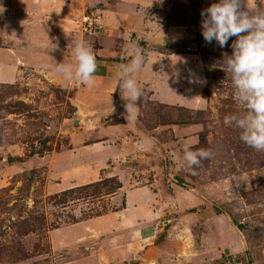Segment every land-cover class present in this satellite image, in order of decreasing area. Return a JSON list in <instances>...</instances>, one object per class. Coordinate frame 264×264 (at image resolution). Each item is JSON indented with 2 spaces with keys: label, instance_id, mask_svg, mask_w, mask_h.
I'll return each mask as SVG.
<instances>
[{
  "label": "rangeland",
  "instance_id": "rangeland-1",
  "mask_svg": "<svg viewBox=\"0 0 264 264\" xmlns=\"http://www.w3.org/2000/svg\"><path fill=\"white\" fill-rule=\"evenodd\" d=\"M214 2L0 0V264H264V151L224 123L243 107L220 67L236 37L202 36ZM77 39L103 66L147 54L134 124L112 75L55 73ZM186 143L211 156L181 166Z\"/></svg>",
  "mask_w": 264,
  "mask_h": 264
},
{
  "label": "clouds",
  "instance_id": "clouds-1",
  "mask_svg": "<svg viewBox=\"0 0 264 264\" xmlns=\"http://www.w3.org/2000/svg\"><path fill=\"white\" fill-rule=\"evenodd\" d=\"M149 9L140 6L137 12L140 15L150 14ZM201 16V32L207 43L215 41L220 48H224L231 37H236L231 44V55L223 54L220 67L230 74L234 97L243 111L226 116L224 123L238 129L240 139L246 145L264 151V0H255V6L253 0H218L203 9ZM71 56L72 62L56 63L55 73L66 82L75 80L91 88L97 70L92 45L85 40H72ZM130 56L128 62L120 66L116 78L120 96L125 101L127 123L134 124L137 120V101L143 95L135 76L143 71L148 56L135 45H131ZM151 143L149 137L140 140L141 147ZM210 156L209 150L193 149L186 143L182 156L176 159L181 166L194 169L202 159Z\"/></svg>",
  "mask_w": 264,
  "mask_h": 264
},
{
  "label": "crops",
  "instance_id": "crops-1",
  "mask_svg": "<svg viewBox=\"0 0 264 264\" xmlns=\"http://www.w3.org/2000/svg\"><path fill=\"white\" fill-rule=\"evenodd\" d=\"M38 48H41L40 46H37ZM44 48H45V50L46 51H49V48H48V46H43ZM99 55V57H101L100 56V54H98ZM51 59V58H50ZM103 59V58H102ZM108 60H109V62H107L108 64H106V65H102V63L101 62H97V70H100V71H104V73L105 74H107L106 76L107 77H104L105 79H111V75H112V77H113V89L111 88V91L110 92H112V91H114L115 90V88H116V84H117V78H116V76L114 77L113 75H115L118 71H119V66L118 65H115L113 62H114V60L116 61V60H118V59H115V58H107ZM46 59H44V61H45ZM55 60V59H54ZM43 60H41V62H42ZM118 66V67H117ZM99 68V69H98ZM119 68V69H118ZM118 69V70H117ZM97 70H96V72H97ZM95 78H96V73H95V75H94V80H95ZM135 78L137 79L138 77H136L135 76ZM141 81H142V83H144V81H143V79H140ZM119 84V83H118ZM117 88H118V85H117ZM110 92L108 93V94H110ZM82 94V93H81ZM112 97V96H111ZM121 97V96H120ZM119 97V98H120ZM116 101H118V100H115L114 99V106H115V108H117V109H120L121 107H119V105L116 103ZM125 103V102H124ZM124 103H122V104H124ZM78 110H79V112H81L83 109H85V107H87L85 104L84 105H81V104H78ZM139 135V134H138ZM140 135H142V134H140ZM133 139H135L136 137H135V134L134 133H132L131 135H130ZM144 136V134L141 136V137H143ZM127 139V138H126ZM141 140V139H140ZM140 140H138V145L140 144ZM135 143V142H134ZM137 143V142H136ZM98 144V143H97ZM129 194H127V202L129 203L130 201H132V199L128 196Z\"/></svg>",
  "mask_w": 264,
  "mask_h": 264
},
{
  "label": "built area",
  "instance_id": "built-area-1",
  "mask_svg": "<svg viewBox=\"0 0 264 264\" xmlns=\"http://www.w3.org/2000/svg\"><path fill=\"white\" fill-rule=\"evenodd\" d=\"M101 18L102 16L100 11L99 13L94 12L93 10L83 12L81 17V26L83 31L88 34L96 31L101 23Z\"/></svg>",
  "mask_w": 264,
  "mask_h": 264
},
{
  "label": "trees",
  "instance_id": "trees-1",
  "mask_svg": "<svg viewBox=\"0 0 264 264\" xmlns=\"http://www.w3.org/2000/svg\"><path fill=\"white\" fill-rule=\"evenodd\" d=\"M119 101V100H118Z\"/></svg>",
  "mask_w": 264,
  "mask_h": 264
}]
</instances>
